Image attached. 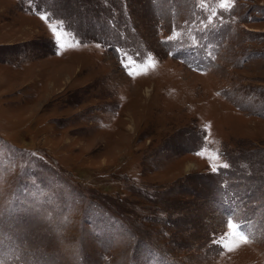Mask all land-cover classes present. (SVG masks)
<instances>
[{
	"label": "rangeland",
	"instance_id": "obj_1",
	"mask_svg": "<svg viewBox=\"0 0 264 264\" xmlns=\"http://www.w3.org/2000/svg\"><path fill=\"white\" fill-rule=\"evenodd\" d=\"M0 264H264V0H0Z\"/></svg>",
	"mask_w": 264,
	"mask_h": 264
},
{
	"label": "snow or ice",
	"instance_id": "obj_2",
	"mask_svg": "<svg viewBox=\"0 0 264 264\" xmlns=\"http://www.w3.org/2000/svg\"><path fill=\"white\" fill-rule=\"evenodd\" d=\"M245 243H247L248 241H247V239H246V237H244V236H241L240 237Z\"/></svg>",
	"mask_w": 264,
	"mask_h": 264
}]
</instances>
